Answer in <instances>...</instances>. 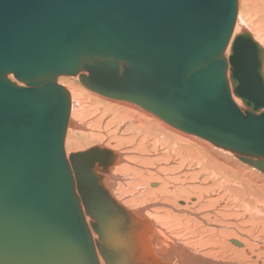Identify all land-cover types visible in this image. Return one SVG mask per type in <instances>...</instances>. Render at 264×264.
Segmentation results:
<instances>
[{"label":"water","instance_id":"obj_1","mask_svg":"<svg viewBox=\"0 0 264 264\" xmlns=\"http://www.w3.org/2000/svg\"><path fill=\"white\" fill-rule=\"evenodd\" d=\"M237 13V0H0V264H100L87 216L106 263L130 264V218L94 167L107 149L65 153L60 77L264 174V51L242 32L226 56Z\"/></svg>","mask_w":264,"mask_h":264},{"label":"bare ground","instance_id":"obj_2","mask_svg":"<svg viewBox=\"0 0 264 264\" xmlns=\"http://www.w3.org/2000/svg\"><path fill=\"white\" fill-rule=\"evenodd\" d=\"M249 9L247 4L237 0L238 13L235 29L227 47L226 56L229 54L233 38L242 32L249 33L264 51V37L260 36L261 41L256 38L264 29V17L249 18ZM262 75L264 77V61ZM75 78L78 80V77ZM227 78L230 80L229 73ZM66 89L71 97V109L68 127L65 131L64 150L68 133L73 139H80L78 135H86L87 138L98 139L101 143L106 140L105 136L107 139L111 136V139H114L119 146L129 145L127 152L116 151L118 146H109L110 141L107 142L108 145H96L98 148L107 149L112 163L109 167L98 164L94 167L101 176V182L109 196L125 209L126 217L130 218L125 231L126 243L124 244L129 252L130 264H264V240L256 241L263 251L253 256L252 252L256 245L255 241L249 239L252 236H259L258 226L253 225L246 229L243 222L237 225L232 224L230 217L237 215L238 209L228 205L231 190H249L251 182L264 187V179L256 177L258 173L248 168L250 172L244 170L230 159L232 157H229L228 153H225L227 156L223 154L220 157L214 156L215 151H212L209 145L179 137L177 132L159 123L160 118L153 114L150 116L148 112L143 114L138 108L131 106L133 103L130 105L128 104L130 102L109 99L98 93L91 96L78 88L77 94ZM95 95L104 98L102 100L120 101L125 104L122 107L127 109L120 108V102L116 103L118 109L115 111L112 109V112L121 113L116 120L114 114L110 116L109 112H103L100 121L105 123V126L100 129L99 123V127L93 122L90 124L85 116L89 112L86 104L90 100L96 103L103 102L99 101L101 99L96 98ZM235 101L239 106L241 105L238 99ZM122 115L129 116L123 119L124 122L133 119V123L128 125L124 123L121 126ZM152 115L158 120H154ZM111 126L114 127L113 131L110 130ZM159 130L161 132L156 133ZM117 132L120 136H115ZM183 137L186 136L183 135ZM163 138L175 141L167 143ZM150 143L160 146L163 150L165 146L167 150L170 149L163 154V159L170 161L172 166L169 162L168 164L164 162L165 165L161 167L165 174L161 177H157L159 173L156 174L153 170L151 172L143 169L146 161L142 159V156ZM189 145L194 147L190 148ZM79 152L82 151L69 154L65 151L67 157ZM234 157L238 160L236 154ZM156 183H159L158 186ZM77 192L79 193L78 188ZM126 193L135 197L133 201L125 200ZM250 205L252 206L245 205L242 210L251 208L257 211L254 203ZM81 206L85 211L83 200ZM86 220L97 246L98 260L100 264H107L99 249L101 245L99 236L92 227L94 222L89 216ZM138 222L140 225L136 228L135 223Z\"/></svg>","mask_w":264,"mask_h":264},{"label":"rangeland","instance_id":"obj_3","mask_svg":"<svg viewBox=\"0 0 264 264\" xmlns=\"http://www.w3.org/2000/svg\"><path fill=\"white\" fill-rule=\"evenodd\" d=\"M241 1L244 4H247L250 7V9H249V12H250L249 13L250 14L249 15V18L252 17V16H255V17H258V18H263L264 17V0H241ZM263 27H264V22H263ZM260 36L261 37H264V29L256 37L257 40H260L261 41ZM58 83L60 85L62 84L61 86L65 85L66 87L65 86L64 87L65 88H68L74 94H77V91H78L77 88H78V89L84 90L85 92H87L91 96H94V93L89 92L88 90H86L85 88H83V86L80 85V83L78 82L77 78H75V77H64V78H60V79H58ZM95 96H97V95H95ZM96 98L101 99L99 101H103L104 103L101 102V103H103V104H101L100 102H97L98 103L97 104L94 100L93 101L90 100L86 104L89 107L88 108V111L89 112L87 114H85V116L87 117V119L90 122V124H91V122H93L96 126H98V123H99L100 124V127H101L100 129H103L104 126H105V123H101V121H100V117H101L102 113L105 112V111H107V112H109L110 116H112L111 114H114V119L115 120L118 119L121 116V113L120 112H112L113 111L112 109H114V111L116 109H118L116 107V103H119L120 101H116L115 102L114 100L111 101L109 99L102 100L104 98H102L100 96H97ZM128 104L131 105V103H128ZM124 105H125L124 103H121L120 102V106L119 107L120 108L127 109L126 107H122ZM131 106H134V107L138 108L143 114H147V112H145L141 108L137 107L136 105H133L132 104ZM149 115L151 116V114H149ZM128 117L129 116H127V115H122V118H121V126L124 123H126V125L133 123V119L132 120H129L127 122H124L123 121L124 118H128ZM152 117H154V116L152 115ZM153 119L154 120H158L155 117ZM139 120H141V119H139ZM154 120H152V121H154ZM159 123L163 124L165 127L169 128V129L177 132L178 135H179V137H182L184 139H188L189 141L192 140V141H195V142H198V143H202V144L205 143L203 145H206V144L209 145L210 146V149H212V151H215L213 153L214 156L220 157L221 154L226 155L225 153H228V156L229 157H232L230 159L234 163H236L238 166H240L241 168H243L244 170H246L248 172H250L248 169H250V170L252 169V171H254V172H256V173L259 174V175H256L257 179H264V175H262L260 172L256 171L255 169L247 166L246 164L241 163L239 160H237L234 157V154H232L230 152H226V151L220 150L218 148H215L210 143H208L207 141H204V140H202L200 138H197L195 136H191V135H187L185 133H182V132H180V131H178V130L172 128V127H170L169 125H167L166 123H164L161 120H160ZM112 129L114 130V127L111 126V129L110 130H112ZM157 132H161V131L159 130V131H156V133ZM183 135H185L186 137H183ZM115 136H120V134L117 132V134ZM78 137L80 139H73L71 137V134L68 133V136L66 138V148H65L66 153L68 152L67 154H69L71 152H77V151L87 150V149H89V148H91L93 146H96V145H101V146H102V144L103 145H108L107 144L108 141L111 142V145H109V146H111V147L118 146V148L115 149L116 151H119V152H127L128 151V148H129V145L128 146H125L124 144H121L119 146L115 142L114 139H111V136H110V139H107V137L105 136V139L106 140H104L102 143L98 139L87 138L86 135H83V136L78 135ZM163 139L166 140L167 143L169 141L170 142L175 141L174 139H166V138H163ZM101 140H103V139H101ZM179 140L180 139H178V141ZM191 146L194 147L193 145H189L190 148H192ZM167 149H168L167 146H165V150H163V149H160V146L154 145V144H151L150 143L149 144V147L147 148V151H145V153H144V156H142V159H144L146 161L145 162L146 164L144 163L145 167H143V169H146L145 171H147V169H148V171L153 170V171L156 172V174L159 173L157 175V177H161L162 175H164L165 173L163 174V169H162L163 167H161V166H164L165 164H168V162H169V164H171L170 161H167V160L163 159V154L164 153H167L170 150V149L169 150H167ZM137 156H140V155H137ZM226 156H222V157L226 158ZM164 162H165V164H164ZM174 163H175V160H174ZM171 166H172V164H171ZM157 167H161V168L159 169ZM143 177L144 178H147V176H143ZM156 184L158 186L159 183H156ZM150 189L153 190V188H151V187H150ZM154 189H156V188H154ZM262 189H264V187H259L256 184H254V182H251L250 187H249V190H244L243 191L242 189H236V191H235L233 189V190H231L229 192V204L228 205L229 206H235L238 209V214L237 215H233V217L232 216L230 217V218H232L231 223L234 224V225H237V224L243 222L244 228H246V229H249L250 226L256 225V226H258V228L260 230L259 236L249 237V239L255 241V245H256L255 250L252 252V255L253 256L258 255L259 253H262V251H263V249H261L259 247L261 245L256 243L257 240H264V191H262ZM126 194H127V198L125 200H128L129 202L133 201V199L135 197L131 196L129 193H126ZM250 203H254L255 204V207L257 208V211H253L251 208H249L247 210H244V211L242 210L245 205L252 206V205H250ZM242 213L244 215L243 218H242ZM256 264H258V263H256Z\"/></svg>","mask_w":264,"mask_h":264}]
</instances>
